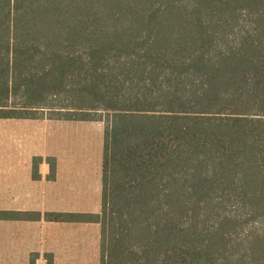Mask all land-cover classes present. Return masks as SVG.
Here are the masks:
<instances>
[{
    "label": "trees",
    "instance_id": "1",
    "mask_svg": "<svg viewBox=\"0 0 264 264\" xmlns=\"http://www.w3.org/2000/svg\"><path fill=\"white\" fill-rule=\"evenodd\" d=\"M0 58V118L104 126L100 212L44 215L99 264H264V0H0Z\"/></svg>",
    "mask_w": 264,
    "mask_h": 264
},
{
    "label": "crops",
    "instance_id": "2",
    "mask_svg": "<svg viewBox=\"0 0 264 264\" xmlns=\"http://www.w3.org/2000/svg\"><path fill=\"white\" fill-rule=\"evenodd\" d=\"M5 65L6 59L0 58V109L2 101H7L5 74L2 77V66L5 68ZM37 120L40 119L0 118V264H72L73 260L68 258L72 256L71 231L88 225L100 229L97 222L48 221L44 218L46 213L53 212L98 214L101 175L99 170L92 171V191L95 193L92 211H74V208L88 207V202H79L84 196L89 201L87 189L89 191L92 179L89 180L87 172L91 165L79 164L87 159V154L66 152L65 139L60 145L50 147L52 150H35L34 139L24 136L25 125L22 124H33ZM17 213H26L29 217L20 219L15 215ZM36 214H40V218H36ZM96 247L100 262V236Z\"/></svg>",
    "mask_w": 264,
    "mask_h": 264
},
{
    "label": "rangeland",
    "instance_id": "3",
    "mask_svg": "<svg viewBox=\"0 0 264 264\" xmlns=\"http://www.w3.org/2000/svg\"><path fill=\"white\" fill-rule=\"evenodd\" d=\"M34 115L40 120L35 121L33 124L24 123L22 125H25L23 126L24 136L34 139L35 150H52L50 147H53L55 144L57 146L60 145L61 140L65 139L67 141L66 152L87 154L88 160H82L79 164L86 165L89 163L91 165L90 170L87 172L89 180L93 177L92 171L97 172L99 170V175H101L100 165L104 130L102 123L90 121H52L49 119L52 113L46 110L44 112H35ZM92 184L93 179L90 181L89 191L87 189L89 201H87L85 196L82 201H79L83 204L88 202V207L84 205L85 207L82 206L83 208H74V211H92V198L95 196V193L92 191ZM83 229H87V231ZM83 229L76 230L75 228L71 231L70 248L72 256H68V258L73 260L72 264H99V253L96 244H99L100 229H96L90 225L83 227ZM67 243H69V240Z\"/></svg>",
    "mask_w": 264,
    "mask_h": 264
}]
</instances>
